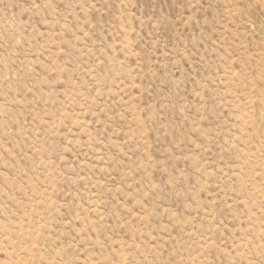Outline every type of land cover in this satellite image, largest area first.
I'll return each mask as SVG.
<instances>
[{"label":"rangeland","instance_id":"obj_1","mask_svg":"<svg viewBox=\"0 0 264 264\" xmlns=\"http://www.w3.org/2000/svg\"><path fill=\"white\" fill-rule=\"evenodd\" d=\"M0 264H264V0H0Z\"/></svg>","mask_w":264,"mask_h":264}]
</instances>
